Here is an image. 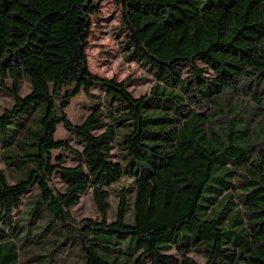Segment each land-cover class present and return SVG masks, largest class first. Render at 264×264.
<instances>
[{
  "label": "trees",
  "instance_id": "1",
  "mask_svg": "<svg viewBox=\"0 0 264 264\" xmlns=\"http://www.w3.org/2000/svg\"><path fill=\"white\" fill-rule=\"evenodd\" d=\"M104 1L0 0V90L14 100L0 114V264H264V0H122L129 54L155 80L138 98L90 72ZM95 88L76 125L67 110ZM89 191L98 217L78 220Z\"/></svg>",
  "mask_w": 264,
  "mask_h": 264
},
{
  "label": "rangeland",
  "instance_id": "2",
  "mask_svg": "<svg viewBox=\"0 0 264 264\" xmlns=\"http://www.w3.org/2000/svg\"><path fill=\"white\" fill-rule=\"evenodd\" d=\"M93 28L92 34L88 40V62L90 72L92 75L105 80H116L117 82H125L127 89L138 98L150 92L151 87L154 85V77L152 72L146 66L138 63L133 56H131L130 48L126 44L128 32L124 28L123 23V2L122 0H106L101 6L99 15L92 18ZM181 70L185 71L187 68L180 66ZM187 72V71H185ZM104 90L95 88L90 91V96L86 93H81L73 99L71 106L67 110L70 120L76 125L82 124L85 119L94 112L99 106L96 99L102 98ZM30 93L28 82H22L20 95L26 96ZM14 105V100L7 94L6 91L0 90V114L5 109L11 108ZM102 131L96 132L100 134ZM56 140H63L73 147L78 148L77 141L73 135L68 133L62 125L58 127ZM112 160L120 163L119 150L113 147ZM54 159H62L65 166L73 167L77 164L76 159L64 150L53 152ZM0 172L6 174L5 166L0 160ZM11 182L10 179H8ZM55 185L60 191L64 187L60 178L56 176ZM130 188L129 197L131 198L133 192V185L131 180H123L120 184L116 185L112 191L111 198L109 199L111 208L109 210V220H114L117 212L119 198L118 191L122 188ZM36 189H33L27 197L35 195ZM26 197V198H27ZM73 214L76 219L83 218H97L98 210L93 200L91 191L81 197V202L73 209ZM132 222V218H128ZM170 255H176L171 252ZM189 256L197 261L198 264H204V255L199 252L189 253ZM179 258V257H178Z\"/></svg>",
  "mask_w": 264,
  "mask_h": 264
}]
</instances>
